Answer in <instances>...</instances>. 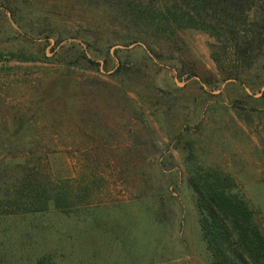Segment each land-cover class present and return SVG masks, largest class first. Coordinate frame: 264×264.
I'll return each instance as SVG.
<instances>
[{"label":"rangeland","instance_id":"rangeland-1","mask_svg":"<svg viewBox=\"0 0 264 264\" xmlns=\"http://www.w3.org/2000/svg\"><path fill=\"white\" fill-rule=\"evenodd\" d=\"M130 1L0 0V264H212L198 172L264 228V86L222 81L204 31L145 34Z\"/></svg>","mask_w":264,"mask_h":264},{"label":"trees","instance_id":"trees-1","mask_svg":"<svg viewBox=\"0 0 264 264\" xmlns=\"http://www.w3.org/2000/svg\"><path fill=\"white\" fill-rule=\"evenodd\" d=\"M125 6L132 14L130 21L150 37L166 38L173 50L184 42L179 33L185 29L208 33L215 40L212 58L222 81L237 80L253 90L264 86V0H143ZM81 62L97 64L79 52L67 63ZM199 63L182 61L180 74L205 79L198 71ZM190 183L197 195L202 234L212 264H264V228L238 185L217 171L198 172ZM47 203V198L32 194L25 212L44 211ZM56 206L65 209L59 203Z\"/></svg>","mask_w":264,"mask_h":264}]
</instances>
